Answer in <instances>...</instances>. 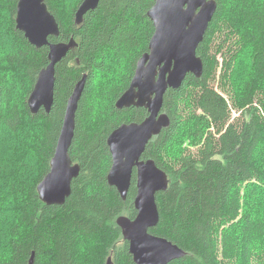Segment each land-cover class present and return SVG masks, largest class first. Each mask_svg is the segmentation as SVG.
Instances as JSON below:
<instances>
[{"label": "trees", "instance_id": "1", "mask_svg": "<svg viewBox=\"0 0 264 264\" xmlns=\"http://www.w3.org/2000/svg\"><path fill=\"white\" fill-rule=\"evenodd\" d=\"M18 1L0 0L12 34L4 40L0 26V130L26 132L24 150L35 155L37 169L34 178L13 180L0 193V204L12 203L9 211L14 214L10 220L0 210V264H30L33 253V264H107L110 257L114 264H135L117 220L138 214L137 172L123 200L107 180L112 166L107 141L121 125L141 123L148 116L144 108L120 110L116 103L128 89L139 59L149 51L154 25L148 11L156 0H101L81 26L75 24V13L83 0H46L61 32L49 41L74 38L78 45L56 66L50 114L41 110L36 115L28 99L49 64V47L36 48L17 30ZM217 2L197 50L204 73L200 78L189 75L182 87L168 90L163 112L170 126L150 141L142 159L154 160L170 181L167 191L157 195L160 222L150 230L187 253L170 264H264V251L256 248L264 243V208L259 212L245 204L247 195L264 194L260 184L254 187L264 184V164L258 159L264 144V0ZM221 54L222 70L235 86L233 106L212 85ZM247 56L249 72L240 62ZM84 75L70 148L81 171L65 204L47 205L37 187L50 171L68 99ZM238 75L245 77L237 85ZM12 91L19 97H12ZM188 137L191 144L179 148ZM174 145L177 154L170 156Z\"/></svg>", "mask_w": 264, "mask_h": 264}, {"label": "water", "instance_id": "2", "mask_svg": "<svg viewBox=\"0 0 264 264\" xmlns=\"http://www.w3.org/2000/svg\"><path fill=\"white\" fill-rule=\"evenodd\" d=\"M100 2L83 0L75 13V24L81 26L85 15L95 11ZM217 9V0H156L148 11L154 25L149 51L139 59L128 89L116 103L120 110L136 107L148 112L143 122L121 125L107 141L112 155L107 180L123 200L131 188L133 169L137 171L134 205L138 214L135 219L124 216L117 221L135 264H170L187 256L168 239L150 233L160 222L157 193L166 191L170 181L154 160L144 161L142 155L151 139L170 126L169 116L162 113L168 90L180 88L189 75H203L204 62L197 50ZM16 28L36 48L49 47V64L39 73L28 106L33 115L41 110L50 114L55 102L56 66L78 44L74 38L69 42L49 41L50 37L59 38L61 32L46 0H19ZM86 81L84 75L68 99L50 172L37 187L41 201L47 205H64L72 194V182L81 171V166L74 165L71 159L70 148ZM33 262L34 254L30 264ZM107 264H114L111 257Z\"/></svg>", "mask_w": 264, "mask_h": 264}, {"label": "rangeland", "instance_id": "3", "mask_svg": "<svg viewBox=\"0 0 264 264\" xmlns=\"http://www.w3.org/2000/svg\"><path fill=\"white\" fill-rule=\"evenodd\" d=\"M0 26L3 31V38L4 40H10L11 39V27L9 25V20L6 17V13L3 8H0ZM233 37L231 35L230 29H228V43H230V38ZM222 42H225L222 40ZM5 43L1 42V47L4 46ZM219 43L215 44L214 51L217 52L219 50ZM230 45H228L229 47ZM220 53V52H219ZM225 53V50L224 52ZM218 54V53H217ZM229 55V54H227ZM221 68L216 73L215 79L212 81V85L216 90H218L221 94H223L228 101L230 102L231 106H233V97L235 98L236 91L235 86H231V81L229 79V75H226V73L222 70L224 58L221 55L218 56ZM249 61L250 56H247V58H243V65L246 64L242 69H246L247 72H249ZM241 67H239V70L236 69V73L240 71ZM247 72L245 76L247 75ZM114 76V75H113ZM112 76V77H113ZM235 76L234 81L238 85L241 81V79H244V77ZM115 78V77H113ZM225 78V79H224ZM12 97L18 98L19 96L15 92L12 91ZM235 100V99H234ZM233 116H237V111L233 110ZM197 114H201V112H197ZM26 132H20L18 134H12L9 131H1L0 130V162L3 165V171L0 174V193H4L6 189L8 188L9 184L13 180H19V181H26L30 179L31 177L34 178V175H36V157L30 152H25L24 147L26 144H28V136L25 135ZM191 139L188 137L184 140H182L177 146L179 148L186 147L189 145ZM191 144V143H190ZM197 148H193L194 153H196ZM177 147L174 145L169 151L168 154L170 156H174L177 154ZM258 159L261 161L262 164H264V144L259 146V153H258ZM35 167V169H34ZM32 178V179H33ZM264 189V184H261L260 182H257L254 187L259 185ZM3 199H6V195L1 196ZM264 200V194L263 193H257L255 197L250 198L249 195L246 196V202L245 204L248 205L249 208L258 210L260 212V207L264 208V205L260 204L261 201ZM12 203H2L0 204V210L1 212L4 209L5 216L8 217L10 220L14 218V214L11 213L9 208H11ZM1 220H0V244L3 245V226H1ZM256 248L258 250L264 251V243H259ZM262 257H264V254H261Z\"/></svg>", "mask_w": 264, "mask_h": 264}, {"label": "bare ground", "instance_id": "4", "mask_svg": "<svg viewBox=\"0 0 264 264\" xmlns=\"http://www.w3.org/2000/svg\"><path fill=\"white\" fill-rule=\"evenodd\" d=\"M66 57H67V56H66ZM66 57H65V58H66ZM65 58H64V59H65ZM58 64H59V63H58ZM58 64H57V65H58ZM203 73H204V72H203ZM201 77H202V76H201ZM186 79H187V78H186ZM185 81H186V80H185ZM181 87H182V86H181ZM178 89H179V88H178ZM169 90H170V89H169ZM163 106H164V105H163ZM135 108H136V107H135ZM77 111H78V110H77ZM162 112H163V110H162ZM163 113H164V112H163ZM164 114H166V113H164ZM166 115H167V114H166ZM146 118H147V117H146ZM167 128H168V127H167ZM165 129H166V128H165ZM163 130H164V129H163ZM163 130H162V131H163ZM161 133H162V132H161ZM161 133H160V134H161ZM160 134H159V135H160ZM159 135H157V136H159ZM157 136H154L153 138H155V137H157ZM153 138H152V139H153ZM152 139H151V140H152ZM149 143H150V142H149ZM110 153H111V152H110ZM71 159H72V158H71ZM51 161H52V160H51ZM144 161H146V160H144ZM73 163H74V162H73ZM74 165H75V163H74ZM111 167H112V166H111ZM50 169H51V167H50ZM135 170H136V169L134 168V169H133V174H134V171H135ZM162 171H163V170H162ZM49 172H50V171H49ZM109 172H110V171H109ZM136 172H137V171H136ZM133 174H132V179H133ZM166 175H167V174H166ZM167 177H168V175H167ZM73 181H74V180H73ZM72 183H73V182H72ZM166 191H167V190H166ZM161 192H165V191H161ZM161 192H158V193H161ZM158 193H157V195H158ZM158 208H159V207H158ZM159 213H160V212H159ZM122 217H124V216H122ZM117 221H118V220H117ZM33 254H34V253H33ZM32 257H33V255H32ZM31 259H32V258H31ZM107 262H108V261H107ZM112 262H113V261H112ZM30 263H31V260H30ZM33 263H34V262H33Z\"/></svg>", "mask_w": 264, "mask_h": 264}, {"label": "flooded vegetation", "instance_id": "5", "mask_svg": "<svg viewBox=\"0 0 264 264\" xmlns=\"http://www.w3.org/2000/svg\"><path fill=\"white\" fill-rule=\"evenodd\" d=\"M58 42H60V41H58ZM147 111V110H146ZM163 113V112H162ZM148 146V145H147ZM147 148V147H146ZM145 152H146V150H145ZM145 152L143 153V155H142V159H143V156H144V154H145Z\"/></svg>", "mask_w": 264, "mask_h": 264}]
</instances>
